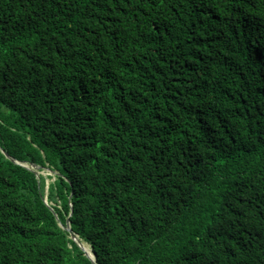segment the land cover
I'll return each instance as SVG.
<instances>
[{
  "label": "trees",
  "instance_id": "16d2710c",
  "mask_svg": "<svg viewBox=\"0 0 264 264\" xmlns=\"http://www.w3.org/2000/svg\"><path fill=\"white\" fill-rule=\"evenodd\" d=\"M0 264H264V0H0Z\"/></svg>",
  "mask_w": 264,
  "mask_h": 264
},
{
  "label": "rangeland",
  "instance_id": "374dc122",
  "mask_svg": "<svg viewBox=\"0 0 264 264\" xmlns=\"http://www.w3.org/2000/svg\"><path fill=\"white\" fill-rule=\"evenodd\" d=\"M37 172H38L39 175H41V178H42V180L44 182V194L46 195L49 183L53 182V180H54L53 173L51 171H49L48 169H40V170H38V168H37ZM84 244L87 245L86 243H83V245ZM88 248H89V246H88ZM89 254L92 256V253H89Z\"/></svg>",
  "mask_w": 264,
  "mask_h": 264
},
{
  "label": "water",
  "instance_id": "95a60500",
  "mask_svg": "<svg viewBox=\"0 0 264 264\" xmlns=\"http://www.w3.org/2000/svg\"><path fill=\"white\" fill-rule=\"evenodd\" d=\"M31 168L38 174L37 169H36L37 166L32 165ZM64 228L70 233V237L78 244V246L84 251V253L94 262L93 254H92V256L89 255V253L85 250L83 243L78 239V236L71 231L70 225H69V220H67Z\"/></svg>",
  "mask_w": 264,
  "mask_h": 264
},
{
  "label": "bare ground",
  "instance_id": "6f19581e",
  "mask_svg": "<svg viewBox=\"0 0 264 264\" xmlns=\"http://www.w3.org/2000/svg\"><path fill=\"white\" fill-rule=\"evenodd\" d=\"M84 247H85V250H87L89 253H91V250L88 248V246L87 245H83ZM90 255V254H89ZM91 256V255H90Z\"/></svg>",
  "mask_w": 264,
  "mask_h": 264
}]
</instances>
